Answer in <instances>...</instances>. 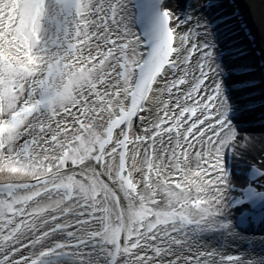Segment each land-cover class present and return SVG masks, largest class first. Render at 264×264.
<instances>
[{
    "label": "snow or ice",
    "instance_id": "1",
    "mask_svg": "<svg viewBox=\"0 0 264 264\" xmlns=\"http://www.w3.org/2000/svg\"><path fill=\"white\" fill-rule=\"evenodd\" d=\"M215 6L0 0V264H264Z\"/></svg>",
    "mask_w": 264,
    "mask_h": 264
},
{
    "label": "bare ground",
    "instance_id": "2",
    "mask_svg": "<svg viewBox=\"0 0 264 264\" xmlns=\"http://www.w3.org/2000/svg\"><path fill=\"white\" fill-rule=\"evenodd\" d=\"M194 1L202 2L203 0H194ZM228 3L229 2H227V5ZM238 3H239V6L241 7V10H240L241 12L239 13H241V15L244 16V21L247 22L248 27L251 29L252 35L253 34L255 35L256 42H257V48L261 51L260 56L262 57V59H264V4H261L260 0H238ZM250 4H251V7H249ZM229 30L230 28L224 31L222 30L220 31V33L223 32L225 35L226 32ZM198 55L199 53H197V56ZM193 59L195 61V57ZM261 66H262V63L258 60V57L256 55L254 62L251 65H249V70L256 73V76L260 78V81L262 85L264 86V70H262ZM244 67H248V66L245 65ZM253 67H255V69H253ZM260 113L264 115V110L260 111ZM261 130H264V127L260 128V131Z\"/></svg>",
    "mask_w": 264,
    "mask_h": 264
}]
</instances>
